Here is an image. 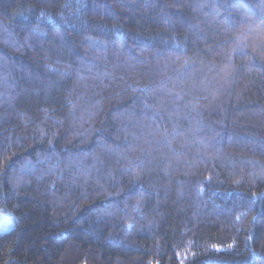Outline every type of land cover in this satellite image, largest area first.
Returning a JSON list of instances; mask_svg holds the SVG:
<instances>
[{
    "label": "trees",
    "instance_id": "1",
    "mask_svg": "<svg viewBox=\"0 0 264 264\" xmlns=\"http://www.w3.org/2000/svg\"><path fill=\"white\" fill-rule=\"evenodd\" d=\"M0 264H264V0H0Z\"/></svg>",
    "mask_w": 264,
    "mask_h": 264
},
{
    "label": "rangeland",
    "instance_id": "2",
    "mask_svg": "<svg viewBox=\"0 0 264 264\" xmlns=\"http://www.w3.org/2000/svg\"><path fill=\"white\" fill-rule=\"evenodd\" d=\"M14 226L11 216L0 210V234L11 230Z\"/></svg>",
    "mask_w": 264,
    "mask_h": 264
}]
</instances>
